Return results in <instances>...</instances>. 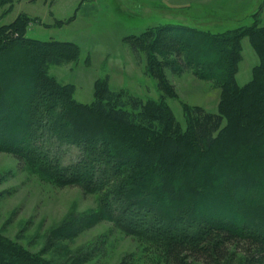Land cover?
Here are the masks:
<instances>
[{
    "label": "trees",
    "instance_id": "obj_1",
    "mask_svg": "<svg viewBox=\"0 0 264 264\" xmlns=\"http://www.w3.org/2000/svg\"><path fill=\"white\" fill-rule=\"evenodd\" d=\"M12 1L0 0V9ZM258 16L220 33L169 25L138 35L134 48L166 55L167 46L176 61L221 89L218 112L183 106L186 126L169 104L176 96L154 57L149 65L163 78L157 98L113 91L103 78L95 100L82 103L74 85L50 73L52 65L79 60L80 47L28 37L30 18L20 16L0 31V153L46 182L99 194L95 222L163 246L171 264H220L232 249L244 252L246 264H264V24ZM246 37L260 63L241 85ZM0 264L51 263L0 235Z\"/></svg>",
    "mask_w": 264,
    "mask_h": 264
},
{
    "label": "rangeland",
    "instance_id": "obj_2",
    "mask_svg": "<svg viewBox=\"0 0 264 264\" xmlns=\"http://www.w3.org/2000/svg\"><path fill=\"white\" fill-rule=\"evenodd\" d=\"M202 1L14 0L0 9V31L25 14L30 18L28 37L76 43L81 49L79 60L52 65L50 73L74 85L75 98L82 103L95 100L99 79L108 78L113 91L145 99L157 98L162 93L159 85L166 80L176 96L168 98L169 104L186 126L183 106L218 112L221 89L176 61L167 46L162 47L167 51L163 55L149 46L136 49L133 43L138 46V35L146 30L169 25L220 33L254 22L255 18L246 16V0H235L239 4L236 16L230 12V0L209 6H202ZM257 18L264 24L262 12ZM151 57L160 64L161 68H155L163 71L164 79L159 70L151 69ZM259 63L250 39L244 38L239 84L253 78V68ZM99 199V194H87L77 186L46 182L31 168L22 167L12 154L0 153V235L51 264H171L163 246L127 236L111 222H95L92 215ZM246 260L244 252L232 249L220 264H246Z\"/></svg>",
    "mask_w": 264,
    "mask_h": 264
},
{
    "label": "crops",
    "instance_id": "obj_3",
    "mask_svg": "<svg viewBox=\"0 0 264 264\" xmlns=\"http://www.w3.org/2000/svg\"><path fill=\"white\" fill-rule=\"evenodd\" d=\"M219 2L220 0H203L201 2V5L202 6H209L211 5L213 2ZM226 1V0H225ZM232 2V5H230V7H232V9H230V12L233 13L234 15L237 14L239 11H238V5L235 0H230ZM246 4H247V7H248V12L246 14V16H250L253 18L254 14H256L257 12H262V16H263V12H264V0H246ZM208 3V4H207ZM207 4V5H206ZM237 5V6H236ZM221 9L220 11L224 12V6H220ZM225 13V12H224ZM220 16V15H219ZM227 16V15H226ZM236 16V15H235ZM220 17H223L224 16H220ZM229 18V17H228ZM240 73V69H239V72L237 74V80H238V75Z\"/></svg>",
    "mask_w": 264,
    "mask_h": 264
}]
</instances>
